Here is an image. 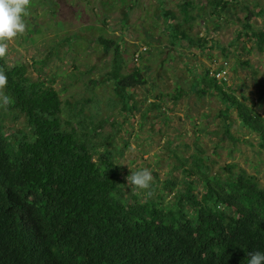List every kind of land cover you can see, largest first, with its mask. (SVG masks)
I'll return each instance as SVG.
<instances>
[{
  "label": "trees",
  "instance_id": "obj_1",
  "mask_svg": "<svg viewBox=\"0 0 264 264\" xmlns=\"http://www.w3.org/2000/svg\"><path fill=\"white\" fill-rule=\"evenodd\" d=\"M229 1L207 0L208 15L219 16ZM195 9L185 0L179 16L162 10L173 46L185 39L206 49L208 39L189 34ZM248 11L241 33L264 52V31L251 23L264 16V5ZM100 41L114 50L109 79L124 107L132 110L136 103L129 90L144 85L145 74L138 66L122 73L119 45L102 36ZM227 66L224 62L214 70H225L226 78L206 69L193 88L220 98L228 137L236 139L229 130L234 113L235 122L254 134L264 151V116L225 89ZM0 68L8 77L7 107L24 117L29 131L9 134L0 111V264H247L249 253L264 252V185L255 175L235 163L224 167L225 174H211L203 158L193 155V166L182 170L181 186L172 180L162 186L173 194L169 201L150 190L143 201L137 194L127 196L112 152L94 158L98 152L88 132L97 126L90 122V129L77 130L63 119L60 92L47 81L31 79L24 63L10 66L3 58ZM182 95L177 87L172 99ZM163 97L160 93L155 99ZM150 106L158 108L155 102ZM77 124L85 127L83 119Z\"/></svg>",
  "mask_w": 264,
  "mask_h": 264
},
{
  "label": "rangeland",
  "instance_id": "obj_2",
  "mask_svg": "<svg viewBox=\"0 0 264 264\" xmlns=\"http://www.w3.org/2000/svg\"><path fill=\"white\" fill-rule=\"evenodd\" d=\"M184 1L30 0L24 33L7 42V64L24 63L31 79L47 81L60 92L63 119L68 118L77 130L90 129V122L97 126L88 132L98 152L94 158L111 151L121 167L124 194H137L141 201L149 190L153 197L162 194L169 201L173 194L162 186L172 180L179 188L183 168L193 166V155L203 158L211 174H225L224 167L235 163L264 185V151L256 145L255 135L230 113L229 130L236 139L228 137L220 98L199 95L193 88L206 69L213 74L227 62L225 89L253 103L264 116V52L241 33L248 9H259L264 0H230L219 16L208 15L207 0H191L196 9L189 34L209 40L203 51L185 39L179 46L169 40L162 10L179 16ZM251 23L264 31V16L254 17ZM101 36L119 45L122 73L138 66L145 74L146 83L129 90L136 103L132 110L124 107L109 79L116 55L113 48L103 46ZM238 60L249 65L242 66ZM177 87L183 95L174 100ZM160 93L164 97L156 100ZM152 102L158 108L151 107ZM0 111L9 134L29 133L22 115L7 105ZM79 119L85 127H79ZM143 168L151 170L152 186L130 188L126 178Z\"/></svg>",
  "mask_w": 264,
  "mask_h": 264
},
{
  "label": "clouds",
  "instance_id": "obj_3",
  "mask_svg": "<svg viewBox=\"0 0 264 264\" xmlns=\"http://www.w3.org/2000/svg\"><path fill=\"white\" fill-rule=\"evenodd\" d=\"M29 4L30 0H0V59L8 52L7 42L24 33V17ZM7 85L8 77L0 68V107L10 103V97L3 92ZM126 179L130 188L147 190L153 182V175L151 170L143 168L131 171ZM247 264H264V252L249 253Z\"/></svg>",
  "mask_w": 264,
  "mask_h": 264
},
{
  "label": "built area",
  "instance_id": "obj_4",
  "mask_svg": "<svg viewBox=\"0 0 264 264\" xmlns=\"http://www.w3.org/2000/svg\"><path fill=\"white\" fill-rule=\"evenodd\" d=\"M225 75H226L225 70H220L216 73L217 78H226Z\"/></svg>",
  "mask_w": 264,
  "mask_h": 264
},
{
  "label": "bare ground",
  "instance_id": "obj_5",
  "mask_svg": "<svg viewBox=\"0 0 264 264\" xmlns=\"http://www.w3.org/2000/svg\"><path fill=\"white\" fill-rule=\"evenodd\" d=\"M216 73H217V72H215V76H216ZM216 77H217V76H216Z\"/></svg>",
  "mask_w": 264,
  "mask_h": 264
}]
</instances>
